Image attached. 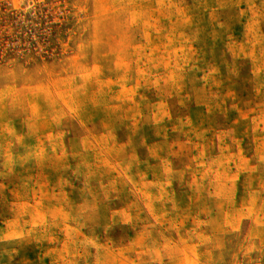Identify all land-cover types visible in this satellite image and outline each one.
<instances>
[{"label":"rangeland","instance_id":"374dc122","mask_svg":"<svg viewBox=\"0 0 264 264\" xmlns=\"http://www.w3.org/2000/svg\"><path fill=\"white\" fill-rule=\"evenodd\" d=\"M0 10L18 32L0 55V151L69 155L58 203L20 198L0 218V235L59 227L30 264H264V0Z\"/></svg>","mask_w":264,"mask_h":264},{"label":"trees","instance_id":"16d2710c","mask_svg":"<svg viewBox=\"0 0 264 264\" xmlns=\"http://www.w3.org/2000/svg\"><path fill=\"white\" fill-rule=\"evenodd\" d=\"M2 0H0L1 2ZM46 28L36 35L28 33L21 43L41 46ZM8 16L0 10V55L18 38ZM19 40V39H18ZM69 155H46V146L31 145L13 154L0 151V218L20 198L34 200L42 207L56 204L65 194L67 184L62 177ZM54 222L44 228L19 229L0 235V264H30L46 249V240L59 237Z\"/></svg>","mask_w":264,"mask_h":264}]
</instances>
